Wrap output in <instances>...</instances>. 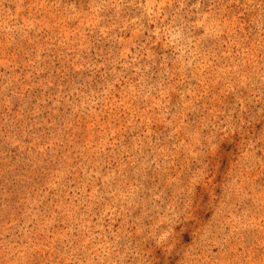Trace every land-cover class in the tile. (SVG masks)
I'll return each mask as SVG.
<instances>
[{
    "label": "rangeland",
    "instance_id": "rangeland-1",
    "mask_svg": "<svg viewBox=\"0 0 264 264\" xmlns=\"http://www.w3.org/2000/svg\"><path fill=\"white\" fill-rule=\"evenodd\" d=\"M0 264H264V0H0Z\"/></svg>",
    "mask_w": 264,
    "mask_h": 264
}]
</instances>
